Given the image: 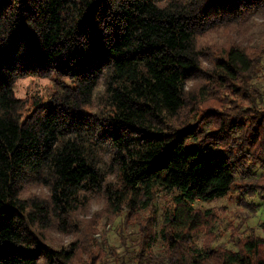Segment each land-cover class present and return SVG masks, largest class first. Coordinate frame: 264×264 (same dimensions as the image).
I'll return each instance as SVG.
<instances>
[{
    "label": "trees",
    "instance_id": "1",
    "mask_svg": "<svg viewBox=\"0 0 264 264\" xmlns=\"http://www.w3.org/2000/svg\"><path fill=\"white\" fill-rule=\"evenodd\" d=\"M259 20L264 0H0V264H70L75 249L50 246L44 228L75 226L92 195L117 215L148 209L158 192L174 204L157 231L143 225V250L160 238L167 251H137L134 236L132 264H264L255 232L237 250L194 243L209 218L196 202L241 182L264 204V178L251 171L264 155V89L253 83L264 30L254 54L247 38L204 43ZM31 76H55L57 88L24 115L15 84ZM221 91L244 108L201 105ZM31 183L49 195L24 197Z\"/></svg>",
    "mask_w": 264,
    "mask_h": 264
},
{
    "label": "rangeland",
    "instance_id": "2",
    "mask_svg": "<svg viewBox=\"0 0 264 264\" xmlns=\"http://www.w3.org/2000/svg\"><path fill=\"white\" fill-rule=\"evenodd\" d=\"M263 30L264 23L259 20L258 25H255L251 30L223 28L220 31L210 32L208 36L204 37V43L213 46L225 42L228 38L239 41L247 38L248 42H242L244 44L249 43L253 49L251 53L254 54L262 45L260 43H263L262 38L264 36L262 37L260 34V31ZM55 81V76H31L18 79L15 84V93L17 97L25 100L24 115L30 113L36 102H47L52 98L57 88ZM196 83V81H191L188 86L193 88ZM253 83L264 89V75L261 73L255 77ZM99 90H102V86ZM241 102L242 99L238 94L221 91L220 94L214 95L211 99L202 102L201 105L206 108L221 109L225 112L229 110V107L237 110L244 108ZM207 127L208 125L201 124L202 129H207ZM259 160L262 163H254L251 166V171L256 174V178H264L263 154ZM243 189H245L243 184L238 182L225 197L195 203V206L202 211L205 217L209 215L205 227L194 234L195 244L204 247L212 245L214 248L226 251L237 250V243L242 242L248 235L254 232L264 235V204L256 194H243ZM33 195L46 197L49 195V190L42 184L31 183L26 186L23 196L30 197ZM172 204L174 203L171 195L158 192L148 209L135 213L129 209H124L116 215L108 210L101 197L92 195L83 205L73 210L70 218L72 219L71 222L76 221L75 226L74 224L68 225L67 229L63 230L60 224L54 222V224L44 228L43 232L47 237L46 243L50 246L58 249L61 247H65L67 250L75 249V259L70 264H132L127 255L130 254L129 251H134V249L130 247L125 250L124 245L127 240L131 244L134 243V236L140 240V244L138 241L135 242L138 243L135 247L137 251L141 250L159 257L166 253L167 243L160 238L157 241L154 239L152 247L143 250L146 245L145 242L150 240V235L146 233L145 228L149 225L150 231H157L158 228L156 227L158 226L155 225L154 227V223L159 222L163 212L170 209ZM121 230L125 234V242L122 240ZM73 244L76 245L73 246ZM112 251L116 252V256L112 255Z\"/></svg>",
    "mask_w": 264,
    "mask_h": 264
}]
</instances>
